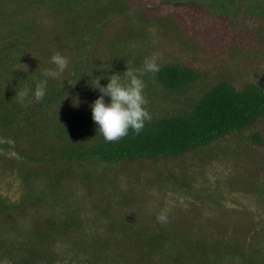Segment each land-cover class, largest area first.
Segmentation results:
<instances>
[{"label": "rangeland", "instance_id": "rangeland-1", "mask_svg": "<svg viewBox=\"0 0 264 264\" xmlns=\"http://www.w3.org/2000/svg\"><path fill=\"white\" fill-rule=\"evenodd\" d=\"M128 2L129 10L125 13L131 15L130 23L140 25L137 20L141 15L170 12L169 20L174 21L177 29L171 27L174 35L165 34V28L161 24L157 27L155 22L141 21L144 27L136 30L124 45L130 47V53L140 55L139 64L132 62L134 66H121L122 79L127 67L142 69L143 60L156 54L157 63L175 62L199 72L197 82L185 92V97L189 99L195 97L204 85L223 78L236 85L246 81L264 85V28L259 27L261 21L243 15L206 13L196 6L180 11L173 1ZM0 5L4 10L3 15L9 20H15L19 16V4L16 2L0 1ZM46 10V3L36 7L32 5L23 16L38 22L39 34L58 45L59 39L53 36L52 31L59 22ZM119 18L120 16L111 17L110 22L100 28L99 42L95 45L93 55L86 56L87 60L95 59L106 63L116 61L119 55H116L114 48L121 47L122 44L114 42L113 35L124 29L123 20ZM70 53L68 50L65 55L69 64H72L76 56ZM72 73L69 72L70 77ZM68 80L71 79L68 77ZM90 80L93 81V78L86 79L87 84H92ZM0 84L10 91L5 76L0 77ZM79 84L82 86L80 91L83 92L87 84ZM95 93L99 91L95 90ZM144 95L149 101L147 110L155 115H161L178 102L186 101L185 97L176 98L156 85L145 88ZM68 101V107L77 114L74 110L81 104L85 105L87 98L78 101L75 95L74 98H67L66 102ZM58 105L60 103L55 104V107ZM75 127L76 131L81 129L78 123ZM253 132L261 134V145L252 141ZM14 157L17 154L12 149L0 147V195L13 205L0 212V224H3V227L0 226V239L12 241L16 237L18 240L32 225L40 223L42 217H61L64 207L54 202L59 198L61 201L66 200L64 204L68 202L67 211L72 212L77 208L81 216V224L76 228L54 236L52 241L41 246V251L48 254L46 261L37 259L30 264H137L140 254L135 249L138 245L133 248L130 246L127 250L117 247L110 240L112 223L123 222L129 228L145 224L143 227L151 230V234L154 233V226L161 224L157 216L162 211L167 213V219L181 215L190 217L193 222V239L201 237L204 241L226 234L231 243L239 242L246 247L251 243L264 245V117L245 133L239 132L203 148L168 156L157 162L138 160L88 166L73 164L75 174L63 178L64 198H61L63 194L60 192L63 188L56 182L58 177L49 176L47 183L45 178L36 177L33 180L36 183L33 182L32 192L28 196V199H35L36 202L30 201L23 205V180L17 167L12 166L11 159ZM39 163L30 161L27 166L36 169L40 168ZM81 169H91L93 174L81 176ZM101 191L105 194L101 195ZM190 204L197 208L196 214L191 211L193 207ZM103 207H108L109 213L104 214ZM185 222L182 225L180 223V226L175 224L176 228L184 229ZM115 232L120 234L121 230L116 228ZM181 238L184 236L172 235L163 246H169L172 241ZM103 243H107L106 247L101 246ZM144 245L146 240L139 246ZM82 248L89 254L80 252ZM159 250L160 248L148 255L144 264H164L166 252ZM14 252L15 250L8 252L4 249L0 251V264H26L19 255H31L30 252L20 250ZM128 254L130 255L127 256ZM194 257L196 258V250ZM229 260L226 257L222 264L229 263Z\"/></svg>", "mask_w": 264, "mask_h": 264}, {"label": "trees", "instance_id": "trees-1", "mask_svg": "<svg viewBox=\"0 0 264 264\" xmlns=\"http://www.w3.org/2000/svg\"><path fill=\"white\" fill-rule=\"evenodd\" d=\"M0 1L16 2L19 4L20 12L15 20H9L3 15L4 10L0 8V77L5 76L11 88L9 91L0 84V147L10 148L17 154V157L12 158L11 161L12 166H16L22 176V205L30 201L36 202L35 199H28L33 182L36 183L33 181L36 177L45 178V183L49 176L58 177L56 182L62 186L60 192L63 194L61 198H64L63 178L75 174L73 164L88 166L138 160L157 162L168 156L182 155L203 148L239 132L245 133L264 117V85L253 81L236 85L223 78L204 85L195 97L189 99L185 97V92L197 82L199 72L175 62L158 63L159 72L147 73L141 77L146 85L145 88L156 85L164 92L175 95L176 98L185 97L186 101L178 102L161 115L149 111L152 120L145 122V127L139 135L130 129L123 139L106 142L92 120L91 113V104L101 93L96 94L95 90L98 89L92 87V84H87L86 79L101 77L100 85L106 86L107 77L113 73L122 76L121 66L138 65L140 55L130 53V47L124 46L126 41L130 40L136 30L144 27L142 23L147 21L155 22L157 27L161 24L165 28V34L174 35L172 28L177 29V25L173 20H169L170 12L162 15L138 16L137 21L140 24L138 25L130 23L131 15L125 13L129 10L128 0ZM165 1H173L180 11L186 7L196 6L206 13L249 16L261 21L259 27L264 28V0ZM45 3L47 13L62 23L60 25L57 22L58 26L52 31L53 36L59 39L58 45L52 44L39 34L38 22L23 16L29 6L36 7ZM113 16H120L119 20H123L124 24V29L113 35V41L122 44L121 47L114 48L119 57L112 63L99 62L95 59L87 60L86 56L93 55L95 45L99 42L100 28L106 26ZM68 50L76 58L57 78H47V90L43 100L28 103L26 107L21 105L15 96L16 92L27 86L30 89L29 100H31L36 81L45 79L43 71L55 69V65L51 62L54 51H59L67 57L65 54ZM24 65L27 66V71ZM71 71L72 77L69 76ZM90 81L93 83L92 80ZM83 82L87 85L81 92L82 86L79 83ZM75 95L78 101L87 98L85 105L81 104L74 110L77 114L68 107L71 100L66 102L67 98H74ZM104 99L106 103L110 102V97L105 96ZM58 103L60 105L55 107ZM77 123L81 126L79 131H76ZM251 139L259 145L263 142L258 132H253ZM7 160L9 161V158ZM30 161L40 162V168L32 169L27 166ZM37 169L39 170L36 171ZM79 174L91 176L93 173L91 169H81ZM102 193L105 194L101 191V195ZM43 201L47 200L43 199ZM65 201H61L60 198L54 201L64 207L61 217L57 218L53 215L42 217L40 223H35L31 228L26 229L27 232L22 233L18 240L16 237L12 241L0 239V251L4 249L8 252L15 250L14 253L17 250L30 252V256L19 255L26 264L37 259L46 261L49 257L41 251V246L52 241L54 236L66 233L70 228H76L81 224L79 210L75 208L72 212L67 211L68 202L64 204ZM12 206L0 195V212ZM190 207L193 206L190 204ZM102 211L107 214L110 209L103 207ZM191 211L196 214L197 208L193 207ZM184 222V229L176 228L175 224L180 226V223L182 225ZM192 224L190 217L181 215L177 218H169L165 224L158 223L154 226V233L150 234L151 230L143 227L145 224L138 228H129L127 224L117 222L112 223V228L109 230L112 233L110 240L124 250L138 245L135 249V252L140 254L137 264H144L147 256L158 248L159 251L166 252L167 258L164 264H222V260L226 257L230 258L227 264L232 262L264 264V245L251 243L246 247L239 242L231 243L226 234L204 241L201 237L193 239ZM116 228L121 230L120 234L115 232ZM144 229L146 232L143 233ZM172 235L184 236V238L172 241L169 246H163ZM145 240L146 245L139 246ZM106 245L107 243L101 244L102 247ZM80 252L89 254L84 248ZM189 256L192 258L189 259ZM238 258L240 260H236Z\"/></svg>", "mask_w": 264, "mask_h": 264}, {"label": "clouds", "instance_id": "clouds-1", "mask_svg": "<svg viewBox=\"0 0 264 264\" xmlns=\"http://www.w3.org/2000/svg\"><path fill=\"white\" fill-rule=\"evenodd\" d=\"M157 60L158 56L153 54L143 60L142 69L127 67L123 73V79L121 74L113 73L107 77L106 86L100 85L101 77H94L92 87L98 89L101 95L91 104L92 120L98 126V131L106 142L111 143L123 139L130 129L139 135L145 127V122L152 120L146 107L149 103L144 95L146 85L141 77L147 73L159 72L160 65ZM51 62L55 65V69L43 71L45 79L36 81L31 100H29L30 89L27 86L16 92L15 96L21 105L26 107L28 103L41 102L46 95L47 78H57L69 64L68 58L59 51H54ZM24 69L27 71V66L24 65ZM105 96L110 97L109 103L105 102ZM157 220L162 224L167 223V213L162 211L157 216Z\"/></svg>", "mask_w": 264, "mask_h": 264}]
</instances>
